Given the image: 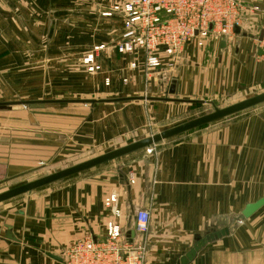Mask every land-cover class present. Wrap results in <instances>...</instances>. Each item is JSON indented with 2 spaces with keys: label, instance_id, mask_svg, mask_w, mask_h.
<instances>
[{
  "label": "crops",
  "instance_id": "obj_1",
  "mask_svg": "<svg viewBox=\"0 0 264 264\" xmlns=\"http://www.w3.org/2000/svg\"><path fill=\"white\" fill-rule=\"evenodd\" d=\"M123 1L0 0V53L7 47V59L13 63L28 60V67L10 77L13 84L27 79L28 91L13 87L12 98H0V183L57 165L81 151L142 139L133 136L141 135L151 117L174 119L194 106L241 94H234V87L264 81L262 51L253 60V41L256 36L257 43L260 40L261 27L253 37L241 26L232 46L233 39L206 43L204 47L223 52L216 64L207 55L197 57L194 45L188 44L162 75L132 69L131 56L115 49L122 16L104 15ZM243 1L264 8V0ZM37 14H45L44 21H38ZM262 18L246 13L242 25L254 29ZM38 45L47 50L40 60L42 73L36 65L41 59L34 49ZM99 45L104 46L94 59L99 70L87 71L81 59V69L66 68L68 57L82 58ZM20 46L32 51L24 53ZM189 55L193 60L178 64ZM40 76L45 82L36 87ZM42 89L51 97H39ZM19 94L26 95L23 101L14 98ZM223 122L218 131L172 137L62 179L51 187L56 192L50 199H30L26 212L8 210L0 220V264H62L58 253L63 247L86 235L105 238L108 221L119 223L127 234L140 208L150 214L148 262L176 264L207 235L228 230L229 221L240 223V216L246 218L241 214L245 205L262 197L252 201L246 188L253 195L264 189V116ZM109 196L115 201L106 206ZM6 225L15 240L5 238ZM133 237L138 240L139 234ZM212 246V241L202 245L187 264H207Z\"/></svg>",
  "mask_w": 264,
  "mask_h": 264
},
{
  "label": "built area",
  "instance_id": "obj_2",
  "mask_svg": "<svg viewBox=\"0 0 264 264\" xmlns=\"http://www.w3.org/2000/svg\"><path fill=\"white\" fill-rule=\"evenodd\" d=\"M122 16V32L115 43L117 53L128 54L132 69L145 74L172 68L188 44L204 47L209 41H230L248 15L262 18V36L258 41L264 58V8L246 5L243 0H126L111 6L104 15ZM103 45L93 47L82 59L89 72L100 69L94 63ZM109 82L105 80V84ZM114 196L104 200L109 206ZM119 217V210H114ZM149 210L137 209L132 215L138 240L129 237L119 223L106 222V236L86 235L74 241L64 252L62 264H146ZM131 226V227H132Z\"/></svg>",
  "mask_w": 264,
  "mask_h": 264
},
{
  "label": "rangeland",
  "instance_id": "obj_3",
  "mask_svg": "<svg viewBox=\"0 0 264 264\" xmlns=\"http://www.w3.org/2000/svg\"><path fill=\"white\" fill-rule=\"evenodd\" d=\"M39 11V8H38ZM38 15V21H44L45 18V14ZM251 17L253 15H250ZM245 26H248L249 28V23L247 24H243L242 25V30L243 31H248L249 33H251L253 35V37H255L257 34H259L260 29L259 27H261V23L260 25H255L254 29L252 28V25L250 26L252 29H245ZM247 28V27H246ZM42 33V32H41ZM41 39H43L45 36L42 34ZM257 37V36H256ZM255 37V40L253 41V49H254V58L253 60L256 61L255 57L258 58V56H260V52L261 49L259 48V44L257 43V38ZM239 37H234L232 40V44L236 43V40L238 41ZM191 45H194V51L197 54V57L199 55H207L209 60H211L214 64H216L218 62V57L219 55H222L223 52L221 53V51L218 49V47H214L212 49V46L207 48L204 47H198L195 43H191ZM95 47V46H94ZM2 48V47H0ZM6 49L1 52L0 54H2L3 58L0 61V96L2 95V97L0 98H4L9 97L12 98L13 93L11 91V88H19V90H22L27 83V79H23L21 84H13L12 83V79L10 78L12 76V74L14 73V71L16 72L17 70H21L23 69L25 66L28 67V60H24L22 62H17L13 63L12 59H7L8 58V50L7 47H5ZM17 48V47H14ZM48 48V47H47ZM104 46L101 48L103 49ZM206 48V49H205ZM21 50H24V53H29L31 48L29 47H25V46H20ZM34 49L37 51L38 53V57H40L41 59H37V64L34 62V64L37 65V69H42L40 73L43 72L44 69V65H43V61L40 63V60H42V57L44 56V50L45 52L46 50V46L45 45H41V46H35ZM205 49V50H204ZM90 50V51H89ZM87 50L85 53V55L92 53L93 47L91 49ZM32 51V50H31ZM35 51V52H36ZM100 51V50H99ZM226 53V52H224ZM75 54V53H73ZM69 55H72L71 53H69ZM82 54H78V55H72L70 57H68V60L65 61V65L66 68H68L69 71H77L78 69H81V67L79 66V60L81 59V63L84 66V68L86 69V65L83 64L82 62V58L81 57ZM84 55V56H85ZM262 55V54H261ZM262 57V56H261ZM187 59V60H186ZM193 60L191 58V56L189 55V58L185 57V58H181L178 60V64L179 63H186L187 61H191ZM33 64V66H34ZM40 65V66H39ZM15 66V68H14ZM8 67L14 68L13 70H9ZM7 70H9L10 72H8ZM216 70V68H215ZM12 72V73H11ZM94 72V71H93ZM209 72L211 74H213L214 70H210ZM244 74V72H243ZM245 79L248 77H244ZM37 84L36 87L41 84L43 85L45 82L44 77L40 76L36 78ZM214 88V85L212 86ZM223 87V86H221ZM228 88L232 89L233 86H229ZM215 89V88H214ZM233 89H236L234 91V94H236V92L238 93L239 91H241V94H239L238 96H227L226 98L223 99H218L213 101L215 103V105H217L218 107H226L228 105H231L233 103L242 101L244 99H247L249 97H252L254 95L260 94L264 92V81H262L261 83L258 84H250V85H244L242 87H234ZM40 90V89H38ZM220 90V89H219ZM238 90V91H237ZM28 91V88H24V90L22 92ZM39 92V97L43 98V97H51L50 93L48 92V90H45V92H43V89ZM59 95H55L52 97H56ZM86 98H90V95H85ZM23 97H26V95L24 94H19L16 97H14L17 101L20 100H24ZM92 98V97H91ZM212 111V108L210 105L208 104H203V105H198V106H194L193 108H190L186 111H181L180 117H176V118H172V119H165V118H157L156 120H153V117H151L149 119V121H147L145 123V127H143V131L141 133V135L139 136H133V137H147L150 136L152 134L158 133L166 128L172 127L174 125H177L179 123H182L184 121L193 119L195 117L201 116L203 114L209 113ZM264 116V103L258 104L256 106H253L251 108L245 109L243 111H240L236 114H233L231 116H228L227 118H222L221 120H217L216 122H211L210 124H206L203 125L201 127H198L194 130H190L189 132H186L184 134L175 136V137H186L183 135H187L188 133H191V135H203V134H208V133H212L213 131H218L219 129H221V125L222 124H226L227 122H223V121H227L229 119H234L236 117H261ZM215 123V124H214ZM228 126V125H227ZM216 129V130H215ZM221 131V130H220ZM219 131V132H220ZM207 132V133H206ZM195 137V136H192ZM137 141V140H135ZM134 142V141H132ZM131 143V142H129ZM126 143V144H129ZM125 143L123 145L120 146H124L126 145ZM120 146H113L110 149H102V148H97V149H91V150H85V151H81L79 152V154L77 155H72L70 156L68 159H65L63 161H60L59 164L57 165H47V167H42V168H37L36 171H33V173H29L28 175H25L23 177L20 178H14V179H10V180H5L3 182L0 183V193L3 191H6L10 188L16 187L20 184L32 181L34 179L43 177L45 175L51 174L53 172L59 171L61 169H64L66 167H69L71 165H74L76 163H79L81 161L90 159L92 157H95L97 155H100L102 153H105L109 150L118 148ZM153 146V145H152ZM263 153V152H262ZM262 155V154H261ZM261 162L264 164V158H261ZM76 175V174H75ZM64 182V181H63ZM61 180L60 182H57L54 185H49V186H45L43 188H41L40 190H37L36 192H31V193H26V194H22L19 195L15 198L6 200V202H0V220H3L7 213L8 210L11 211V213L14 211H17V209L21 210L22 212H26V210L28 211V203L30 201V199H32V202H36L35 199H50V195H54L56 190H51V187H57L56 185H59V183H63ZM246 192L249 193L250 198H252V201L257 199L260 196L264 195V189L260 190V194L258 193V191L255 190V193L253 195V191L252 189H247L246 188ZM253 195V196H252ZM38 202V201H37ZM4 205L8 206L6 208H3ZM7 209V210H6ZM239 222H234V225H232V223L229 221L228 225V230L229 233L228 235H223L219 238V240L216 241V239H214L213 242V249H212V254H211V258L209 260L208 256L207 259L204 260L207 262V264L210 262V264H257L259 261L264 260V205H262L258 210H256L253 214H251L249 217H246L245 219L242 220L241 216L239 217ZM74 242V241H73ZM69 243L68 245H66L65 247H63L60 250V253H58V255L62 258V256L64 255V252L67 250V248L73 243ZM148 246V245H147ZM24 256H21V258L23 259ZM26 260V259H24ZM146 264H150L148 262V254H147V249H146Z\"/></svg>",
  "mask_w": 264,
  "mask_h": 264
},
{
  "label": "water",
  "instance_id": "obj_4",
  "mask_svg": "<svg viewBox=\"0 0 264 264\" xmlns=\"http://www.w3.org/2000/svg\"><path fill=\"white\" fill-rule=\"evenodd\" d=\"M235 32H239V29L236 28ZM262 31L260 32L259 39H261ZM172 91V90H171ZM212 108V111L201 116L195 117L193 119L184 121L172 127L166 128L158 133L152 134L150 136L138 139L137 141L131 142L124 146L109 150L105 153L92 157L90 159L81 161L59 171L53 172L51 174L45 175L43 177L34 179L32 181L20 184L16 187L10 188L6 191L0 193V202L12 199L22 194L30 193L31 191L46 186L48 184L54 183L56 181L68 178L90 168L101 165L105 162L111 161L113 159L122 157L126 154L140 150L143 148H150L152 145L170 139L172 137L178 136L180 134L186 133L190 130L196 129L203 125L209 124L211 122L217 121L219 119L231 116L245 109L251 108L258 104L264 103V92L244 99L242 101L233 103L226 107H218L213 102H208ZM262 205H264V196L260 197L254 202L247 203L242 210L241 214L243 217H249L256 210H258ZM5 238L8 240H15V237L12 234L11 227L6 225ZM228 233L227 229H222L215 231L207 235L201 241L192 247L185 255L180 257L176 264H187L190 260L194 258L198 249L209 241L218 239L223 235ZM135 234L134 226L128 231L127 235L133 237Z\"/></svg>",
  "mask_w": 264,
  "mask_h": 264
}]
</instances>
